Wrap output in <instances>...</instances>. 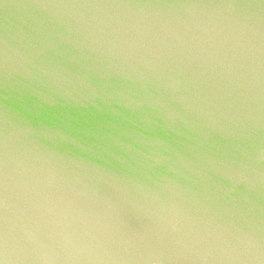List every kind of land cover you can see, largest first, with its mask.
<instances>
[{"label": "water", "instance_id": "95a60500", "mask_svg": "<svg viewBox=\"0 0 264 264\" xmlns=\"http://www.w3.org/2000/svg\"><path fill=\"white\" fill-rule=\"evenodd\" d=\"M0 264H264V0H0Z\"/></svg>", "mask_w": 264, "mask_h": 264}]
</instances>
